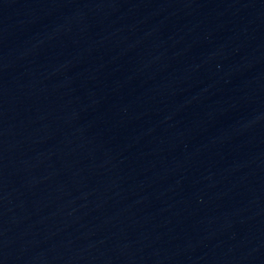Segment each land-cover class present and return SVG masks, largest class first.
Wrapping results in <instances>:
<instances>
[{"label": "water", "instance_id": "1", "mask_svg": "<svg viewBox=\"0 0 264 264\" xmlns=\"http://www.w3.org/2000/svg\"><path fill=\"white\" fill-rule=\"evenodd\" d=\"M0 264H242L116 0H0Z\"/></svg>", "mask_w": 264, "mask_h": 264}]
</instances>
